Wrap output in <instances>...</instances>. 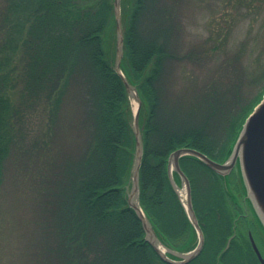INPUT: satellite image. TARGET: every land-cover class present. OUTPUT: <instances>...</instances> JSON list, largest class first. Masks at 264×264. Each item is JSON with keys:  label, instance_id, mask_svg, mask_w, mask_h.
<instances>
[{"label": "trees", "instance_id": "trees-1", "mask_svg": "<svg viewBox=\"0 0 264 264\" xmlns=\"http://www.w3.org/2000/svg\"><path fill=\"white\" fill-rule=\"evenodd\" d=\"M2 1L0 182L11 145L28 143V123L36 116L42 132L35 145L54 155L46 171L54 180L37 187V211L43 217L40 235L50 247L46 264H169L144 239L142 223L124 196L134 134L127 92L111 63L113 0ZM170 1H120L121 69L142 103L140 205L160 239L184 249L193 231L168 178V155L189 147L224 161L243 120L264 93V74L258 75V69L248 71L246 77L242 71L239 75L229 59V78L210 77L193 94L174 100L167 95V79L174 63L187 60L202 67L215 50H224L238 19L256 15L264 0H225L226 9L218 8L221 13L214 17L210 47L204 42L182 54L173 40L180 37ZM147 8L157 10L158 16L149 19V38H144L136 26ZM245 44L241 42L235 58L245 52ZM72 81L78 83L82 106L77 128L68 125V118H60ZM254 85L248 96L246 89ZM214 131L216 139L210 137ZM76 140L79 148L65 154ZM180 167L189 179L193 209L204 235L201 252L186 264H261L248 232L264 255V227L246 197L238 165L222 176L184 156ZM197 175L206 180L204 188L200 189Z\"/></svg>", "mask_w": 264, "mask_h": 264}, {"label": "rangeland", "instance_id": "rangeland-1", "mask_svg": "<svg viewBox=\"0 0 264 264\" xmlns=\"http://www.w3.org/2000/svg\"><path fill=\"white\" fill-rule=\"evenodd\" d=\"M219 1H170L174 7L173 21L177 22V32L180 37L179 41L177 39L173 40L177 42L176 47H178L177 50L181 54L204 42L207 43L208 48L210 47L211 42L208 38L213 22H215L214 17L217 14L220 15L221 11L226 9L223 5L225 0ZM3 4V1L0 0V12L5 5ZM159 8H162V6ZM218 8L222 10L220 11ZM258 10L256 15L240 16L241 18L238 19L233 31L230 33L231 35L226 40L228 41L227 47L221 51L220 49L215 50L213 55L204 59L202 67L187 60L174 63L165 86L168 97L174 100L176 96L182 94L191 95L193 94L192 90L199 87V83L205 84L210 77L225 75L229 78V74L231 75L230 68L232 67L227 63L229 59L233 60L232 65L235 70H238L239 75L240 71L246 77L248 71L257 72L259 70L258 75L264 74V5ZM242 12L244 13L245 10L243 9ZM156 16H158L157 10L154 9L147 8L142 12L141 19L136 26L138 35L149 38L146 25L149 19L152 17L155 19ZM248 30H250V34L246 33ZM243 41H246L244 55L239 56L237 53L236 57H239L235 58L234 53ZM193 82H195L194 85ZM256 87L257 85L248 87L249 89H246L248 94H246L251 96ZM79 95L78 83L72 81L70 91L64 95L65 100L60 107V118H66V120L68 118V125L76 128L82 119V106ZM29 122L27 140L25 141L28 143L19 142L18 147L15 144L11 145V151L3 165V177L0 182V264H46V249H48V259L50 261V247L47 248L40 235V224L43 217L37 211V198L39 200V196H37L39 189L37 187L46 184L50 178L54 180L52 175L46 174L48 167L52 165L54 155L52 150L46 152L45 149L37 148L35 140L42 132V125L36 116H32ZM210 137L216 139V132H211ZM69 141L71 140L68 136L65 142L69 144ZM78 148L79 143L76 140V142L70 143V148L66 149L65 154ZM196 177L200 189L204 188L206 180L200 175ZM261 247L264 249L262 245Z\"/></svg>", "mask_w": 264, "mask_h": 264}, {"label": "water", "instance_id": "water-1", "mask_svg": "<svg viewBox=\"0 0 264 264\" xmlns=\"http://www.w3.org/2000/svg\"><path fill=\"white\" fill-rule=\"evenodd\" d=\"M120 1L113 0L114 49L112 55H110L112 67L120 76L127 92L130 107V126L134 134V151L129 178L124 186V196L127 205L135 211L142 223L144 239L152 246L156 253L169 264H186L196 258L201 252L204 244V235L193 209L189 179L180 167V158L184 156H192L198 159L215 173L222 176L229 174L238 165L246 190V197L249 199L264 227V93L243 120L230 153L224 161H215L194 148L179 147L170 152L167 158L168 178L191 226L193 239L184 249H177L169 243L163 242L139 201V170L143 153L142 129L139 124V115L142 103L136 86L128 82L121 69L123 25ZM175 175L178 177V180L175 179ZM229 240L224 249L228 247ZM249 240L257 259L261 264H264V257L261 255L251 234H249Z\"/></svg>", "mask_w": 264, "mask_h": 264}, {"label": "bare ground", "instance_id": "bare-ground-1", "mask_svg": "<svg viewBox=\"0 0 264 264\" xmlns=\"http://www.w3.org/2000/svg\"><path fill=\"white\" fill-rule=\"evenodd\" d=\"M179 163H180V161H179ZM231 172V171H230ZM229 172V173H230ZM249 234H251V232H248ZM252 235V234H251ZM253 237V236H252ZM253 239H254V237H253ZM254 241H255V239H254ZM255 243H256V241H255ZM256 245H257V243H256ZM257 247H258V245H257ZM258 249H259V247H258ZM260 250V249H259ZM261 253V252H260ZM261 255H262V253H261ZM263 256V255H262Z\"/></svg>", "mask_w": 264, "mask_h": 264}]
</instances>
